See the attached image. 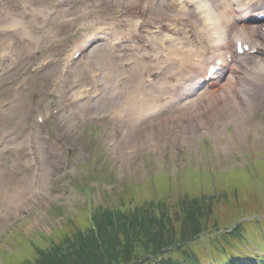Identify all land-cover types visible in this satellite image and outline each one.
<instances>
[{"label":"rangeland","instance_id":"obj_1","mask_svg":"<svg viewBox=\"0 0 264 264\" xmlns=\"http://www.w3.org/2000/svg\"><path fill=\"white\" fill-rule=\"evenodd\" d=\"M57 1L59 0H41L42 3L49 4ZM103 2L104 0H75L57 10L48 4L44 8L14 9V0H0V65L3 66L0 94L2 98L10 99L9 108L0 110V133L6 134V139L0 145V208L6 209L7 214L4 218L0 217V264H88L87 246L90 243L87 242L85 233L87 220H94L96 216L94 202L98 205L106 204L102 198L112 202L115 208V213L111 214L112 219L121 224L113 233L124 242L130 219L156 214L166 206L165 198H168L167 205L173 203L178 189L181 190V198V175L184 179V191L191 196L201 194L205 198H222V193L225 197H230L234 189L219 181L210 182L213 175L206 174L208 167L221 171L227 166L241 163L247 150L253 154L257 153L258 159L264 155L263 105L257 107L259 109L251 107L253 111L248 109L244 114L252 127V133L248 137L242 136L238 126L227 124L230 140L226 136L221 139V146L227 148L206 152L210 160L197 153L200 146H196V138L181 145V151L187 147L193 149L189 151L195 159L189 163L194 162L192 167L200 173L191 171L190 164L186 163L179 175L180 188H176L175 175L173 179L170 168H166V165L178 160L177 156L173 159V156L169 157L170 161L161 160V148H152L145 144H132L130 148H126L130 145L132 135H120L121 126L127 127V122L134 117L129 95L137 85L140 84L142 94L167 92L165 89L150 87L137 78L138 72L145 70L139 63L132 65L128 70L121 68V60L131 56L105 45L92 49L86 55L85 60H91L95 67L102 70L101 79L105 83L103 94L95 100L87 97L80 102L73 101L76 88L91 83L81 61L67 68L66 74L60 72V66L52 67L36 76L24 72V65L29 60L37 61L45 56L67 54L93 28L110 22L109 17L96 13L97 9L92 11L94 9L81 8L84 3H95L102 7ZM83 12H87L86 18L81 17ZM14 24L19 27L16 34ZM8 38L17 40L16 49L20 58L1 57L6 50L5 41ZM100 53H105L107 58L98 61ZM119 57L122 59H118ZM160 66L157 62L153 64V68ZM114 75L125 76V79L118 81ZM56 76L65 77L61 80L59 96L56 98L60 115L64 116L62 129L71 130L75 136H81L75 151L64 153L62 156L56 152V146L47 145L41 140L43 129L32 118L35 110L40 111L47 107L48 85ZM17 84H23L20 91L15 90ZM43 84L47 87L42 88ZM111 87L115 88L114 91ZM107 97L109 104L101 106ZM110 107L117 109L114 118H97L99 112ZM254 112H257V115H254ZM116 124L119 136L117 140L110 142L109 129ZM65 140L68 139L61 142ZM60 148L64 150V145ZM98 151H101L98 167L81 175L83 180L89 181L88 184L93 186L91 189L90 186H85L83 193L78 183L80 176H76L80 173L75 164L82 158L86 159V153L96 154ZM73 156L77 158L75 162H72ZM145 158L148 161H142ZM254 159L256 160V157ZM151 167L153 171L156 168L169 171V174L164 176L160 173L151 178L154 182L156 177V204L149 199L147 183L140 182L147 178L145 170ZM246 170H250L249 165ZM96 175H101L99 187L98 183L93 181ZM135 182L140 183L131 185ZM101 192L104 194L101 195ZM20 199L26 201L27 206H20ZM90 200L94 202L86 204ZM87 207L91 208L90 213L86 212ZM14 208L18 209L15 215ZM210 210L213 215L206 218L207 222L212 217L223 216L221 201L213 202ZM105 215L109 218L108 214ZM87 234H91L90 230ZM68 240L71 241L70 244H66ZM173 243L174 246H184L177 239ZM76 249L81 250V253L75 252ZM103 255L105 264H120L113 261L106 250H103ZM134 255L140 257L143 253L138 251Z\"/></svg>","mask_w":264,"mask_h":264},{"label":"clouds","instance_id":"obj_2","mask_svg":"<svg viewBox=\"0 0 264 264\" xmlns=\"http://www.w3.org/2000/svg\"><path fill=\"white\" fill-rule=\"evenodd\" d=\"M194 6L200 23L198 32L210 47H219L227 42L226 28L221 14L213 6V0H187ZM182 7L186 6L182 0ZM254 74H264V58H257L250 67Z\"/></svg>","mask_w":264,"mask_h":264},{"label":"bare ground","instance_id":"obj_3","mask_svg":"<svg viewBox=\"0 0 264 264\" xmlns=\"http://www.w3.org/2000/svg\"><path fill=\"white\" fill-rule=\"evenodd\" d=\"M230 3V0H229ZM229 3L228 0H213V6L216 8V10L219 12L220 8L226 9L229 7ZM231 4V3H230ZM232 5V4H231ZM237 6L238 8H242L243 7V1L242 0H238L237 2ZM221 16L223 17L224 14L220 13ZM224 20V23L226 25V35H228V39L227 42L225 43L226 46L230 45V41L235 37V33H231L230 30L233 26L232 22L233 20L229 19L228 17L222 18ZM236 19L237 21H239L240 23V27L242 30L243 34H248L253 28L251 25H249L248 22L249 19H245L243 15L239 14L236 15ZM262 58V57H259ZM216 79H212V81H214ZM228 80H225L223 82H219L217 86L219 87H229V85L227 84ZM218 82V81H217ZM212 96V95H211ZM213 100H216V111H224V109H226L227 107H231L232 108V112H235V114H240L241 113V109H240V104L241 102H245L246 105H250L251 102L246 101L245 98H242L241 100H238L236 97L232 96V95H221L219 97H211ZM245 108V107H244ZM144 115V114H143Z\"/></svg>","mask_w":264,"mask_h":264},{"label":"trees","instance_id":"obj_4","mask_svg":"<svg viewBox=\"0 0 264 264\" xmlns=\"http://www.w3.org/2000/svg\"><path fill=\"white\" fill-rule=\"evenodd\" d=\"M251 175H252V172H249L248 173L249 179H251ZM232 181H233V177L232 176H228V179H226V183L225 184H228L230 186V188H232V189L238 187V186H235ZM243 184L244 185L246 184L247 186H251V183H249V182H243ZM175 215H176V213H175Z\"/></svg>","mask_w":264,"mask_h":264}]
</instances>
